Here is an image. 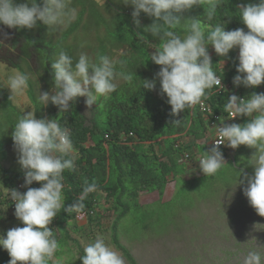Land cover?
I'll list each match as a JSON object with an SVG mask.
<instances>
[{
    "label": "clouds",
    "instance_id": "9594fccd",
    "mask_svg": "<svg viewBox=\"0 0 264 264\" xmlns=\"http://www.w3.org/2000/svg\"><path fill=\"white\" fill-rule=\"evenodd\" d=\"M123 3L133 6L132 17L137 27L140 26L138 19L140 14V19L148 16L145 20L150 21L151 24L145 26V33H142L144 36L139 37L147 39L152 46L151 60L160 66V71L156 75L160 80L161 93L167 97L171 106V115L176 117L186 109H191V112L202 115L206 124L202 138H194L186 131L172 136L158 137L148 142L154 145L155 155L166 162L164 141L173 139L174 151L179 155L178 164L185 167L182 176L185 179L184 176L189 171L194 172L196 176H214L225 164L222 154L231 153V148L236 149L244 145L254 149L251 157L255 162L252 165L254 175L251 177L245 175L239 182L241 184L247 182L244 195L256 214L264 217V93L253 92L246 98L232 87L233 84L243 85L246 88L264 86V0H256L255 4L242 1L236 3L240 21L246 26L247 32L241 28L226 32L224 26L217 24L212 27L205 24L201 18L194 17L197 12L194 7H202L203 14L211 21L217 14L219 0H123ZM150 17L154 18V22ZM186 17L189 19L183 20L187 22L182 26L183 30H178L177 28L182 24L181 19ZM76 18L77 9L70 6V0H44L43 6L36 0L31 2L26 0L20 4H13V0H0V33L3 31L5 37L11 33L13 38L24 28L34 29L35 39L40 40L38 45L29 42L32 44L30 47L26 39H22L20 44L14 42L17 54L0 58V77L2 72H11L6 80L11 95L7 93L10 91L0 90L2 97L0 116L4 115L2 103L4 96H8L12 105L13 96L22 97L28 87L30 88L28 76L24 72L26 70L22 67L27 58L35 59L40 55L41 63L47 60L45 69H35L43 72L40 77L43 79L46 71L50 72L53 81L45 89L54 94L49 95L48 92L39 94L43 110L29 103L35 111L20 116L11 137L6 139L5 157L0 162V174L3 170L25 173V176L19 180L15 179L10 187L1 183L0 176V201L5 203L9 199L7 216L15 215L22 223V227H13L9 230L5 228L3 231L5 238H0V247H3L10 257L9 264H49L52 261L53 264H58L54 257L60 250L61 246L58 242L63 234L56 224L50 227L49 225L62 209L80 216L68 221V228L71 229L69 240H71L78 221L87 220L90 225L98 223L99 213L110 205L109 209L116 213L111 227L117 245L119 242L115 234L116 229L119 222L129 213L132 205H145L147 203H143L142 200L148 194H159L155 191L138 195V200L130 205L127 214L119 219L118 210L113 208V199L105 191L98 189L99 185L95 179L89 181L88 178L82 177V191L79 197L75 203L65 206L66 187L63 173L65 170L76 171L74 160L79 151L73 145L68 128L62 127L54 116L68 112L77 98L81 99L82 105L85 97V105L91 109L100 98L107 99L116 90L117 77L128 82L132 80V74L117 72L115 68L118 59L124 58L123 53L130 51L126 33L121 35L126 42L115 61L107 55H99L98 63H95L94 58L89 60L90 55L86 50V54L81 53L74 64L73 59L61 50L59 54L53 55L54 62L48 64L52 50L44 38L46 27L48 26L51 32H56L61 28H67ZM38 21L43 23L42 27H37ZM95 26L98 29L100 27L99 23ZM100 36L102 34H99L97 42L101 40ZM155 37L163 41L161 45L157 43ZM53 41L51 37L50 42ZM69 44L81 45L73 40ZM4 45L5 43L0 39V49ZM154 48L157 50L154 51ZM23 49L30 51V57L21 54ZM234 54L239 57V66L236 69L238 74L226 84L225 76L235 70L233 60L230 58ZM223 62H228V70L224 69ZM25 66L27 70L33 71L31 64ZM141 82L142 87L146 89L152 90L155 87V80ZM211 89L212 95L230 96L220 112L214 110L211 98H207ZM51 105L55 113L49 120L47 108ZM17 107L21 106L15 103L19 113ZM227 117L235 119L228 120ZM245 118L248 119L247 123L236 124ZM171 123L178 124L179 119ZM130 137L137 140L133 133H130ZM105 139L109 141L110 136L105 135ZM126 139V135L121 136L122 143H125ZM107 141L106 148H108ZM9 143H13L18 159L9 155L7 151ZM6 163L9 166H5ZM171 181L176 182L173 175L169 178L164 194H159L162 198ZM92 193L95 194L94 201L86 208L84 201ZM102 203L104 204L101 205ZM5 223L0 221V226L5 227ZM256 226L261 225L254 227ZM105 242H107L105 238L98 235L94 243L88 244L80 257L82 264H125L122 254ZM117 248L120 250L119 247ZM262 249L264 247L257 246L250 249L243 258V264H264Z\"/></svg>",
    "mask_w": 264,
    "mask_h": 264
},
{
    "label": "rangeland",
    "instance_id": "374dc122",
    "mask_svg": "<svg viewBox=\"0 0 264 264\" xmlns=\"http://www.w3.org/2000/svg\"><path fill=\"white\" fill-rule=\"evenodd\" d=\"M40 3L43 6L44 1ZM70 6L77 9V18L67 28H61L56 32H51L47 26L44 38L50 44L51 50L55 48L59 49V52L65 51L73 59L74 64L78 56L86 50L90 55L89 60L94 58L95 63H98L99 55H107L113 61L117 60L126 42L121 38L125 33L124 30L133 28L141 35L145 26L151 24L150 21L145 20L148 18L147 15L140 19V14L138 17L140 26L137 27L132 17L133 6L124 4L123 0H70ZM150 18L154 22V18ZM98 23L99 29L95 26ZM3 33L1 31L0 39L5 45L0 49V58L17 54L14 38L10 34L5 37ZM99 34L102 36L97 42ZM51 37L54 39L53 42H50ZM72 40L81 45H70ZM129 54L132 53L130 51L123 53L125 56L123 70L126 74H128L126 56ZM40 60L39 55L35 59L27 58L23 63L22 67L25 68L24 72L30 82V88L28 87L25 95L13 96L12 105L8 96L3 97L4 115L0 116V127L5 134L1 136V140L11 137L10 125L6 122L12 117L11 123L17 121V117H14L16 112L13 110L16 109L15 103L21 106L17 107L19 112L26 115L29 111H35L29 103L34 106L37 103L41 104L39 99L41 92L54 95L53 92L45 89L53 81V77L48 75L46 80L40 78L43 72L36 70L45 69L47 66V60L43 63ZM223 63L224 69L228 70V62ZM25 64H31L33 71L27 70ZM8 75H11L10 71L2 72L0 77V90L4 92L10 91L6 84ZM118 80L120 81L119 77ZM7 93L11 95V91ZM85 99L83 97V113L88 117V122H92L94 105L91 109L87 108ZM1 100L0 95V102ZM247 122L248 119L245 118L236 124L244 125ZM167 141L172 142L173 139ZM7 151L9 155L18 159L13 143L7 144ZM254 151L244 145L236 149L231 148V153L222 154L225 164L214 176H196L194 172L189 171L184 176L185 179L179 177L175 183L170 182L163 198L158 193H152L142 200L147 204L132 205L131 210L119 222L116 229L115 234L119 244L132 255L137 264H175V259H180L178 257L182 260L192 257L183 264H237L240 258L243 264V258L250 249L255 246L264 247V217L260 218L255 213L244 195L247 182L243 184L239 182L245 175L248 177L254 175L252 165L255 162L251 159ZM4 157L5 155L0 152V158ZM5 166L9 164L6 163ZM226 194L230 195L229 198ZM109 208L110 205L99 213L98 223L90 225L87 220L76 223V232L72 234L67 245L72 258L61 257L60 264H82L80 257L84 253V248L94 243L98 235L105 238L107 241L105 243L109 247L122 254L125 264H131L115 243L111 226L116 213ZM7 214L6 210H0V217H7L5 227L0 226V238H5L3 236L5 228L9 230L13 227H22L21 221L15 215L7 216ZM255 225L261 226L255 228ZM229 251L237 252L236 255H231V261L226 259L229 256L226 252ZM261 251L264 254V249Z\"/></svg>",
    "mask_w": 264,
    "mask_h": 264
},
{
    "label": "trees",
    "instance_id": "16d2710c",
    "mask_svg": "<svg viewBox=\"0 0 264 264\" xmlns=\"http://www.w3.org/2000/svg\"><path fill=\"white\" fill-rule=\"evenodd\" d=\"M37 1V3L42 4L40 3L42 0ZM241 1L243 3L247 2V4L256 3V0H219L217 14L211 21L207 20L206 15L203 14L204 10L202 7H194L197 9L194 17L201 18L205 24L212 27L217 24L224 26V31L226 32L237 28L247 32L246 26L240 21V13L238 7H236V3ZM24 2L26 0H13V4ZM29 2L31 1L29 0ZM186 19H189V17L181 19L182 24L177 28L178 30H183L182 26L187 23L186 21L183 22V20ZM38 24L41 26L43 23L37 22V27H40ZM124 32L127 34L126 40L129 41V50L132 53L126 57L128 59L127 73L132 74V80L128 82L120 79L119 81L117 77L115 81L117 83L116 90L107 99L101 98L94 105L95 112L92 122H88V117L83 113L80 98H77L68 112H63L60 116L56 114L57 117L54 116L62 127L68 128L73 145L79 151L74 160L76 171L65 170L63 173L66 187L64 189L65 206L75 203L79 197L82 191V177L88 178L89 181L95 179L99 185L98 189L105 191L113 199V208L118 210L119 219L127 214L130 205L138 200V195L155 191L163 195L170 176L173 175L174 180H176L184 174L185 167L178 164L179 155L173 148L174 140L172 142L164 141L166 162L161 161L155 155L154 145L148 144V142L158 137L172 136L175 133L186 131L189 135L198 139L204 136L206 129L202 115L198 112H191V109H186L176 117L171 115V106L167 101V97L161 93L160 80L156 75L160 71V66L151 60L152 46L149 45L147 39L139 37L143 34L139 35L137 30L128 28ZM143 33L145 32L143 31ZM9 34L12 37V34ZM13 38H15L14 42L17 44H20L22 39H26L29 47L32 46L29 42H34L33 45L40 43V40L35 39L34 29L24 28L16 33ZM155 40L159 45L163 42L159 37H155ZM156 50L157 48H154V51ZM56 53L59 54V49L52 48L51 57L48 60L49 65L54 62L53 55ZM21 54L25 57H30L31 55L29 50L24 49ZM123 57V59L119 58L115 64L117 72H125L123 70L124 63H121L125 61V56ZM230 58L233 60L232 64L235 70L225 76L224 81L226 84H229L238 74L236 69L239 66V57L234 54ZM48 75L50 76V72L47 70L45 80ZM145 80H155L154 89L149 90L142 87L141 81ZM232 87L246 98L253 92L264 93L263 85L255 88H246L243 85L234 86L233 84ZM229 97V95H212V89L207 94V98H211L212 106L216 112H220L224 108ZM38 106L43 110L42 104H37ZM53 107L55 108V105ZM47 109V117L51 120L55 109L52 108V105ZM13 110L16 112L17 121L11 123L12 117L6 122L7 124L9 123L11 131L15 129L20 116H23L16 109ZM175 119H179L178 124L171 123ZM130 133L135 134L137 140L131 138ZM3 134L4 131L0 127V152L5 155L7 140H1ZM107 134L110 136L109 141L105 139ZM122 135L127 136L125 143L121 141ZM106 141L108 142V148L105 147ZM88 143L93 145L87 146L86 144ZM1 161L2 158H0ZM0 176L1 183L10 187L15 179L19 180L25 176V173L3 170ZM38 185L41 186L40 183ZM130 189L131 191H129ZM226 195L227 197L230 196L229 194ZM94 197L95 194L92 193L84 201L86 208L92 205ZM9 207V199L5 203L0 201V210L8 211ZM77 217L80 216L75 212L69 213L62 209L49 225L50 227L52 224H56L63 234L62 239L58 242L61 246L60 250L55 253L54 257L58 264H60V258L63 256L72 258L67 246V240H69L71 235L68 221L75 220ZM0 221L7 222V217L5 220L0 217ZM51 229L53 230V227ZM236 240L238 241V239ZM117 245L132 264H137L122 245L119 243ZM226 253H229L226 259L230 261L232 260L231 255L237 254V252L232 253L231 251ZM178 258L180 259H175V264H183L192 257H187L185 260H182L181 257ZM9 259L8 252L3 247H0V264H9ZM241 262L242 258L239 259L237 264H241ZM49 264H53V261L49 262Z\"/></svg>",
    "mask_w": 264,
    "mask_h": 264
},
{
    "label": "built area",
    "instance_id": "2783aa9c",
    "mask_svg": "<svg viewBox=\"0 0 264 264\" xmlns=\"http://www.w3.org/2000/svg\"><path fill=\"white\" fill-rule=\"evenodd\" d=\"M227 119H228V120H233V119H235V118L229 119V118L227 117Z\"/></svg>",
    "mask_w": 264,
    "mask_h": 264
},
{
    "label": "bare ground",
    "instance_id": "6f19581e",
    "mask_svg": "<svg viewBox=\"0 0 264 264\" xmlns=\"http://www.w3.org/2000/svg\"><path fill=\"white\" fill-rule=\"evenodd\" d=\"M225 100H227V99H225ZM252 212V211H251ZM256 213V212H255Z\"/></svg>",
    "mask_w": 264,
    "mask_h": 264
}]
</instances>
